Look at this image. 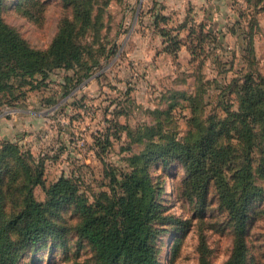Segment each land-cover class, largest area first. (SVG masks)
Returning a JSON list of instances; mask_svg holds the SVG:
<instances>
[{"label":"rangeland","instance_id":"obj_1","mask_svg":"<svg viewBox=\"0 0 264 264\" xmlns=\"http://www.w3.org/2000/svg\"><path fill=\"white\" fill-rule=\"evenodd\" d=\"M86 1L88 20L75 22L80 65L52 68L39 83L0 95V147L18 145L46 187L62 175L72 177L94 202L112 175L130 170L134 155L144 165L149 133L157 131L156 140L168 133L182 138L195 112L204 122L211 115L225 117V109L236 110L247 73L264 81V0ZM0 17L41 51L49 48L64 18L76 19L74 8L62 0H3ZM237 150L244 158V148ZM248 158L261 198L250 202L247 258L249 264H264L261 133ZM9 168L18 169L13 162ZM145 169L158 182L165 213L192 218L184 229L157 225L153 241L160 264H199L201 235L209 261L223 263L233 233L213 190L204 219L195 218L194 204L180 195L185 172L180 164L149 160ZM33 194L43 201L44 187L35 186ZM53 218L65 230L63 238L34 244L18 264H74L93 257L75 234L78 215L72 205Z\"/></svg>","mask_w":264,"mask_h":264},{"label":"trees","instance_id":"obj_2","mask_svg":"<svg viewBox=\"0 0 264 264\" xmlns=\"http://www.w3.org/2000/svg\"><path fill=\"white\" fill-rule=\"evenodd\" d=\"M62 1L74 8L76 19L64 18L46 51L29 46L0 17V95L10 94L15 86L39 83L52 68L72 69L80 65L82 50L76 41L75 22L88 20V2ZM2 6L3 0H0V11ZM82 77H85L83 73L77 82ZM259 77L253 72L247 73L237 90L239 106L233 111L225 109V117L211 115L201 122L195 112L188 120L190 129L182 138L168 133L156 140L157 131L149 133L147 139L152 143L147 146L144 165H139L142 157L134 155L130 170L112 175L107 191L94 202H88L80 193L72 177L62 175L46 187L41 171L25 161L18 145L3 143L0 147V264H18L30 247L48 238L60 241L65 230L53 217L70 205L78 215L75 234L93 251L91 259L74 264H160L159 250L153 241L157 225L172 223L184 229L191 226L192 218L181 220L161 208V189L145 169L149 160L177 162L182 166L185 172L180 195L194 204L195 218L204 219L211 203L209 193L213 190L218 208L226 214L233 233L231 253L221 264H249L246 237L250 202L261 198L251 179L252 163L248 158L253 139L259 133L264 135V81ZM238 145L246 153L242 159L238 158ZM10 162L18 169H10ZM37 185L44 187L43 201L33 194ZM262 202L264 215V198ZM197 251L199 264H212L202 235Z\"/></svg>","mask_w":264,"mask_h":264}]
</instances>
